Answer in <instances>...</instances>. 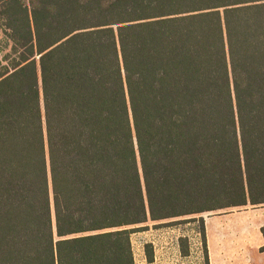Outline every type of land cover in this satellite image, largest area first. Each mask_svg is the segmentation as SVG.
<instances>
[{"label":"trees","instance_id":"1","mask_svg":"<svg viewBox=\"0 0 264 264\" xmlns=\"http://www.w3.org/2000/svg\"><path fill=\"white\" fill-rule=\"evenodd\" d=\"M0 27V264H135L148 222L264 205V0H0Z\"/></svg>","mask_w":264,"mask_h":264},{"label":"rangeland","instance_id":"2","mask_svg":"<svg viewBox=\"0 0 264 264\" xmlns=\"http://www.w3.org/2000/svg\"><path fill=\"white\" fill-rule=\"evenodd\" d=\"M11 51L0 27V62ZM15 57V55H13ZM196 220L180 218L171 225L154 226L148 222L146 229L131 235L135 264H143L146 244L154 251L168 246L167 236L177 235L178 245L184 264H264V205L243 206L202 214L205 240L202 237V224Z\"/></svg>","mask_w":264,"mask_h":264},{"label":"crops","instance_id":"3","mask_svg":"<svg viewBox=\"0 0 264 264\" xmlns=\"http://www.w3.org/2000/svg\"><path fill=\"white\" fill-rule=\"evenodd\" d=\"M170 243L168 246H161L154 251L153 260L148 262L146 256H143V264H184L183 255L178 245V236H167Z\"/></svg>","mask_w":264,"mask_h":264}]
</instances>
